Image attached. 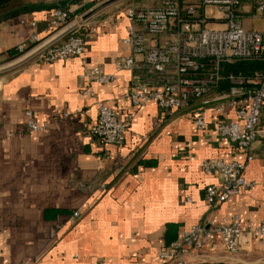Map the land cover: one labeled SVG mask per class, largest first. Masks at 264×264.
Wrapping results in <instances>:
<instances>
[{
  "label": "crops",
  "instance_id": "0c3cea01",
  "mask_svg": "<svg viewBox=\"0 0 264 264\" xmlns=\"http://www.w3.org/2000/svg\"><path fill=\"white\" fill-rule=\"evenodd\" d=\"M90 2L94 5L81 12ZM100 4L15 0L9 10L30 9L0 21V62L9 49L31 44L32 34L41 42L34 52L0 65V264H171L159 257L160 250L194 224L210 227L236 214L244 221L264 220L262 139L254 142L244 172L251 185L208 205L205 188L220 184L221 177L204 173L202 160L244 161L245 152L215 132L196 129L198 101L173 114L152 100L132 105V71L116 64L131 53L122 42L126 0L88 16ZM60 6L73 18L100 25L96 32L85 30L82 56L44 62L38 50L61 43L71 30L49 27L51 11ZM93 67L115 79L93 81L92 91L83 94L79 84ZM99 101L122 118L134 113L121 145H105L89 134ZM27 109L47 123L44 131H26ZM259 128L264 130V116ZM185 261L264 264V244L245 236L230 253L214 236Z\"/></svg>",
  "mask_w": 264,
  "mask_h": 264
},
{
  "label": "built area",
  "instance_id": "2783aa9c",
  "mask_svg": "<svg viewBox=\"0 0 264 264\" xmlns=\"http://www.w3.org/2000/svg\"><path fill=\"white\" fill-rule=\"evenodd\" d=\"M207 7L216 8L217 14L207 13ZM123 13L127 27L122 42L131 53L119 57L116 64L132 71L128 93L132 105L138 108L152 100L173 114L198 101L192 118L196 129L217 133L246 156L244 161L202 160L204 173H217L221 177L220 184L206 186L207 204L213 206L244 191L251 185L244 172L253 160V144L258 139L264 142V130L259 128L264 106V33L244 29L240 16L251 14L254 18H264V0H199L197 3L158 0L153 6L127 4ZM99 25L73 18L68 8H54L50 29L71 30L61 43L38 50V59L52 62L82 56L86 48L85 30L96 32ZM163 35L168 37L163 40ZM28 42L36 45L24 55L41 45L37 34L30 35ZM18 48L23 51L25 45ZM242 61L259 62L261 66L249 72L228 69ZM114 79V74L100 67L89 68L79 88L88 94L93 81L106 83ZM67 115L62 113L64 117ZM133 115L122 118L113 107L99 101L97 119L88 126V132L105 145H121ZM25 117L26 131L42 132L47 128V123H40L32 110L27 109ZM214 236L230 253L239 250L245 236L262 245L264 220L244 221L236 214L210 227L194 224L165 245L159 257L171 264H186V257L201 253Z\"/></svg>",
  "mask_w": 264,
  "mask_h": 264
},
{
  "label": "trees",
  "instance_id": "16d2710c",
  "mask_svg": "<svg viewBox=\"0 0 264 264\" xmlns=\"http://www.w3.org/2000/svg\"><path fill=\"white\" fill-rule=\"evenodd\" d=\"M15 0H0V10H5V12H3L0 15V21L8 18L10 16H15V15H19L25 11H27L28 9H30L28 6H20L19 8H15V9H8L11 8V6H13ZM72 3H78L80 0H70ZM185 0H181V3H184ZM94 5V2H90L88 4H86V6H84L83 8H81V12L85 11L89 8H91ZM60 8H66V7H62L60 6ZM36 44H29L27 46H25L23 51H20L18 46L16 48H11L9 49L6 53H5V59L1 61V63H7V62H11L19 57H21L22 55H24V53H26L27 51H29L32 47H34ZM261 66V63L259 62H255V61H242L237 63L236 65H232L230 66L228 69L232 70V71H243V72H249L253 69L259 68Z\"/></svg>",
  "mask_w": 264,
  "mask_h": 264
},
{
  "label": "rangeland",
  "instance_id": "374dc122",
  "mask_svg": "<svg viewBox=\"0 0 264 264\" xmlns=\"http://www.w3.org/2000/svg\"><path fill=\"white\" fill-rule=\"evenodd\" d=\"M105 1L107 0H95L96 3H102ZM157 1L158 0H126V4L124 6L130 3L134 5L153 6L156 4ZM190 2L197 3L198 0H185V3H190ZM206 10H207V13H209L210 15L217 14V10L214 7H207ZM240 20H241V23L244 29L246 30L256 29L264 33V18H254L251 14H241ZM167 37H168L167 35H163L161 39L164 40ZM2 64L4 63L0 62V65ZM262 116H264V106L261 112V117Z\"/></svg>",
  "mask_w": 264,
  "mask_h": 264
},
{
  "label": "water",
  "instance_id": "95a60500",
  "mask_svg": "<svg viewBox=\"0 0 264 264\" xmlns=\"http://www.w3.org/2000/svg\"><path fill=\"white\" fill-rule=\"evenodd\" d=\"M114 1H116V0H107V1H105V2H103V3H101V4L98 5L97 7L91 9V10L88 12V16L92 15L94 12H96V11H97L98 9H100L101 7L107 5V4L111 3V2H114Z\"/></svg>",
  "mask_w": 264,
  "mask_h": 264
}]
</instances>
